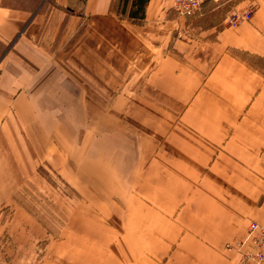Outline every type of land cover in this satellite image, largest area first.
<instances>
[{"label": "crops", "instance_id": "obj_1", "mask_svg": "<svg viewBox=\"0 0 264 264\" xmlns=\"http://www.w3.org/2000/svg\"><path fill=\"white\" fill-rule=\"evenodd\" d=\"M172 1L150 0L138 25L114 16L112 0H0V141L5 125H19L13 111L31 117L25 125L35 112L43 122L39 98L73 77L48 52L61 53L65 33L68 42L82 29L68 57L104 85L131 84L145 97L130 105L142 133L134 152L115 156H127L126 180L138 171L141 180L111 195L121 245L101 264H230L226 243L264 217V0H229L251 20H217L205 31L213 38L199 40L173 38ZM212 1L214 11L226 0Z\"/></svg>", "mask_w": 264, "mask_h": 264}, {"label": "rangeland", "instance_id": "obj_2", "mask_svg": "<svg viewBox=\"0 0 264 264\" xmlns=\"http://www.w3.org/2000/svg\"><path fill=\"white\" fill-rule=\"evenodd\" d=\"M226 1L214 11L217 3L205 0L198 10L182 13L173 0L169 8L173 38L212 39L215 33L205 31L217 20L220 27L240 26L243 20L238 26L228 20L233 12L242 11H234L229 6L233 2ZM71 7L77 13L83 11L77 1ZM55 35H49L48 45ZM81 36L82 29L66 42L65 33L60 41L61 53L57 45L49 46L48 52L60 55L73 77L61 79L59 93L51 90L39 98L44 104L43 122L33 111L32 124L25 125L31 117L20 109V116L11 113L19 125L12 122L3 127L0 264H101L103 259L107 263L118 257L114 250L117 242L121 245V237L111 220L110 213L115 212L111 195L120 182H138L141 175L139 171L128 174L126 180L128 168L122 169V165L127 156H115L118 151L134 152L135 140L142 133L129 118L130 105L145 97L135 93L131 84L117 88L104 85L68 57ZM2 50L0 44V58ZM122 88L124 95H119ZM61 99L64 102L60 103ZM67 100L74 106L69 107ZM115 101L123 104L124 110L113 107ZM52 105L58 108L50 109ZM20 118L25 120L21 122ZM252 221L242 235H235L224 246L230 264H244L243 240ZM258 222L262 225L254 224L252 229L264 235V217ZM261 255L253 251L247 264H261Z\"/></svg>", "mask_w": 264, "mask_h": 264}, {"label": "built area", "instance_id": "obj_3", "mask_svg": "<svg viewBox=\"0 0 264 264\" xmlns=\"http://www.w3.org/2000/svg\"><path fill=\"white\" fill-rule=\"evenodd\" d=\"M177 4L178 8L182 13L192 12L195 10H198L205 0H174ZM253 16V11L248 10L242 13H237V11L233 12L232 15L229 17L228 20L229 23H231L233 26H238L242 20L248 21L251 20ZM263 223V222H262ZM256 224L257 226L262 225L261 222L258 221H252L249 225L251 228L249 233L246 234L245 239L243 240V245L245 246L243 248L242 253H244V264H247V260L250 257V254L253 251L260 252L262 255L258 257L261 264H264V235L263 233L256 231L252 229V225Z\"/></svg>", "mask_w": 264, "mask_h": 264}, {"label": "trees", "instance_id": "obj_4", "mask_svg": "<svg viewBox=\"0 0 264 264\" xmlns=\"http://www.w3.org/2000/svg\"><path fill=\"white\" fill-rule=\"evenodd\" d=\"M85 2L86 0H80ZM150 0H112L110 12L121 21L143 24Z\"/></svg>", "mask_w": 264, "mask_h": 264}]
</instances>
